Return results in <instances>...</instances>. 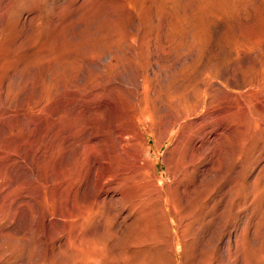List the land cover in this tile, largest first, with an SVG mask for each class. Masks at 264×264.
<instances>
[{"label":"rangeland","instance_id":"1","mask_svg":"<svg viewBox=\"0 0 264 264\" xmlns=\"http://www.w3.org/2000/svg\"><path fill=\"white\" fill-rule=\"evenodd\" d=\"M158 1L0 0V264H161L166 250L156 259L145 247L155 223L139 214L155 209L137 187L141 170L173 184L175 166L178 191L196 186L183 195L196 245L180 247L177 264H221L227 239L232 264H264V0L208 15L196 70L215 77L194 139L154 151L121 102L139 97L144 75L163 78L194 56L170 43L194 36L201 2ZM196 223L217 245L200 243ZM248 226L252 253L238 239Z\"/></svg>","mask_w":264,"mask_h":264},{"label":"bare ground","instance_id":"2","mask_svg":"<svg viewBox=\"0 0 264 264\" xmlns=\"http://www.w3.org/2000/svg\"><path fill=\"white\" fill-rule=\"evenodd\" d=\"M168 1H170V0H159L158 2L160 3V6L159 5L158 6L160 8H163L164 6H166ZM230 4H233V0H219L218 3H216V0H201L200 4L198 5V7H199L198 12L193 14L190 18L191 25H193L194 36L190 39L183 38V39L178 40V41L172 40L173 42L170 43V44H173L171 46H172V49L174 50V54H175V52L181 53L182 49H184V47H186L189 50V52H191V51L193 52L192 54H194V56L192 55L190 60L184 62V66L181 67L180 69H178V71L173 70L172 73L166 74V76H164L163 78H162V76H159V74L158 75L154 74L150 77L147 75H144V80L138 86H136V88L139 92V97H137L136 99L123 100L121 102V105L123 107L127 108V110H129V112L132 114V116L136 117V121H135L134 125H135V127L142 129L141 134L143 135L144 139L147 140V138H145V135L151 136V138H153L152 148L154 151L160 150L162 148V146L166 145L167 143L169 144V146H171V148L173 147L172 148V150H173L179 146L184 145V143H187V142L189 143L191 140L194 139V133H195L196 128H194L195 127V121H194L195 118H193L194 117L193 113H195L198 110L199 106L204 104V102H205L204 97H205V94L207 91V85H209V83H208L209 80L207 79V81H208L207 82L205 78L207 76H210V77L213 76V78L215 77V75H213L209 70L206 71L207 69H205L203 71H200V70L197 71L196 70V68L199 67V63H200L199 58L200 57L202 58L201 55L203 53H205V51L207 50L205 48L208 47L207 43L209 41V37L207 36L208 31H207V25H206V22H207L206 18L208 17L209 14H216V15L227 14L228 13V7H229L228 5H230ZM143 18L147 24L151 20V16H147L146 20H145V14H144ZM158 47H161L159 45V43H158ZM204 49H205V51H203ZM173 50H172V53H173ZM168 52L169 51H167V53ZM169 54H171V53H169ZM176 56L177 55H175V57ZM158 78H160V80H162V79L166 80V84L165 85H159L160 83H158ZM180 81L182 83L176 84V82H180ZM215 157H216V155H215ZM218 161H219V159H218ZM168 163H169V160L166 159L165 164L167 167H169ZM174 163H175V161H174ZM175 167H174L175 171L173 172V174H174V178L176 180L174 181L173 184H167L165 187H161V186H159L158 178L156 176H154V181L153 180L149 181V179H147V175H146L147 173L144 172L143 170H141L143 174H142L141 182L139 184L140 186L137 187L139 190L143 191L144 194L146 195V199H144L146 201V204L149 205V207H150V205H152L153 209H155V211L154 210L153 211H139V214L146 221H148L150 223H155V224H153V225H155V228H154L155 230L153 231L152 238L149 239L148 242L146 241L145 247L149 250L154 251V255H155L156 259L158 258L157 246L159 247V249L161 248V250L162 249L166 250V252L168 253V255H167L168 258L166 261H163L164 263L161 262V264H177V262L179 261V256H177V254L180 251V247L182 249L184 248L183 250H185V246L187 243H192L193 245H196V244H194L195 243L194 239L191 240L192 238L191 237L189 238V236L187 235L188 227H190L191 222H188L187 224H183V219L187 218L186 209L188 207L186 208V205H187V202L189 200V199H186L183 195L194 194L196 186L193 185L192 188H189V185H188V187L186 186L187 189L184 188V189L178 191L179 190L178 186H179L181 176H182V172H181L182 169L179 167H176V168ZM180 167H181V165H180ZM184 174H185V172H184ZM90 176H93V175H90ZM92 179H93V177H92ZM121 183H122V181L118 182V185H121ZM182 183H183V180H182ZM91 185H94V184L91 183ZM185 185H186V183H185ZM131 191H132V188H131ZM200 194H201V192H200ZM112 196L113 195H111L109 197L112 198ZM177 196L178 197L180 196V198H178ZM109 197H107V198H109ZM103 199L104 198H102V201L104 202ZM109 200H106V201H109ZM102 201H100V202H102ZM109 202H111V200ZM118 202H119V200H118ZM116 205H118V204H116ZM191 207H193V206H191ZM131 212H133V211H129L126 215L124 214L125 217L123 215V220H125V219L127 220L131 216V214H132ZM120 213H122V211H116L117 215H120ZM23 218H24V216H23ZM120 218H122V217H120ZM61 220H62V218H61ZM119 220H121V219H119ZM247 223H248V221H247ZM249 223H251V222H249ZM196 225H199V224L196 223ZM114 227H116V226H114ZM199 227H200V225L196 228V230H198L197 232L200 233V235H199L200 236L199 237L200 243L202 245H204L205 247H207V246L214 247L215 245H217L218 238L215 234L216 232H214V230L212 228H210L209 231L207 230V232H208V234H207V232L205 233L204 231H201L203 228L199 229ZM13 228H15V227H13ZM17 228H20V225ZM17 228H16V230H17ZM30 228H32V227H30ZM10 229H12V228L10 227ZM20 230H22V229H20ZM242 232H243L242 233L243 236L241 234L239 235V237L242 236V238L240 239V238H238V236H237V238L239 239V242L243 240L246 247L248 246V249H249L248 252L252 253L253 251H252L251 245L254 243V241H256V237H255L256 231L251 230L248 226V229H245V231L243 229ZM206 234H207V237L205 236ZM58 235H59V233H58ZM60 236H62V235H60ZM66 236H67V234H66ZM204 239H206V241H204ZM65 240H66V238H65ZM25 241L26 240L24 239V242ZM207 241L208 242L210 241V242L207 243ZM26 243H28V242H26ZM241 243H239L240 246H241ZM57 244H59V243H57ZM27 246H28V244H27ZM222 247H223V253H222V256H223L222 262L223 263L221 262V264H232L233 261H231V258H230L231 254H229L230 249H231L230 239H227ZM240 248H242V249L244 248L243 244H242V247H240ZM7 250H9V249H7ZM245 251H246V248L244 250V253H247ZM240 252H243V251H240ZM241 254H243V253H241ZM58 255H59V253H58ZM234 257H236V256H234ZM251 257H252V259L248 261L249 264H256L258 260L255 261V258H253V255ZM1 258H3V257H1ZM104 258H101V259H104ZM105 262H106L105 264H107V261H105ZM159 263H160V261H159ZM92 264H94V263H92ZM102 264H104V263H102ZM157 264H158V262H157Z\"/></svg>","mask_w":264,"mask_h":264}]
</instances>
